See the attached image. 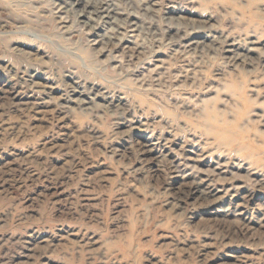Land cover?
Segmentation results:
<instances>
[{"label":"rangeland","instance_id":"374dc122","mask_svg":"<svg viewBox=\"0 0 264 264\" xmlns=\"http://www.w3.org/2000/svg\"><path fill=\"white\" fill-rule=\"evenodd\" d=\"M72 2L0 0V264H264V0Z\"/></svg>","mask_w":264,"mask_h":264},{"label":"bare ground","instance_id":"6f19581e","mask_svg":"<svg viewBox=\"0 0 264 264\" xmlns=\"http://www.w3.org/2000/svg\"><path fill=\"white\" fill-rule=\"evenodd\" d=\"M73 2H72V6H74V8H77L79 5H81V0H72ZM70 2V1H69ZM86 7L85 6H83V7H81V9H79V10H77L78 12H79V16H84V13L86 12ZM117 24V23H116ZM136 24V23H135ZM118 25V24H117ZM113 26H114V24H113ZM111 27V26H110ZM117 27V26H116ZM115 27V28H116ZM95 28V27H94ZM97 29V28H96ZM95 30V29H94ZM118 33V32H117ZM105 37V36H104ZM108 38V37H107ZM229 52V51H228ZM80 85V84H79ZM73 96V95H72ZM118 98V97H117ZM73 99H75V98H73ZM86 99V98H85ZM121 101V100H120ZM111 103H112V101H111ZM229 141V140H228ZM228 143H230V142H228ZM201 189V188H200Z\"/></svg>","mask_w":264,"mask_h":264}]
</instances>
